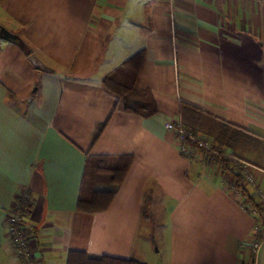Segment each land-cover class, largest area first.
<instances>
[{"label":"crops","instance_id":"obj_1","mask_svg":"<svg viewBox=\"0 0 264 264\" xmlns=\"http://www.w3.org/2000/svg\"><path fill=\"white\" fill-rule=\"evenodd\" d=\"M0 25L28 47L0 38V264H20L5 218L23 189L39 264H67L70 251L147 264L158 255L162 264H264V235L256 257L250 250L263 223L235 178L183 153L165 127L180 117L220 147L230 149L221 126L264 143V1L0 0ZM139 51L136 75L122 63ZM29 53L48 70L35 69ZM113 78L134 85L131 101L152 114L126 111L108 90ZM124 156L131 162L109 206L78 210L80 196L113 188L110 172L93 176L92 167ZM256 179L243 184L259 199L264 173ZM160 215L163 254L154 251Z\"/></svg>","mask_w":264,"mask_h":264},{"label":"trees","instance_id":"obj_2","mask_svg":"<svg viewBox=\"0 0 264 264\" xmlns=\"http://www.w3.org/2000/svg\"><path fill=\"white\" fill-rule=\"evenodd\" d=\"M143 63V54L141 51L133 55L128 60L124 61L122 63V66L130 67L136 75L140 71V65ZM112 79V78H111ZM115 81L114 85H108V90L113 93L119 101H122L124 105V109L126 111L135 112L140 115H149L152 114L154 109L151 110L147 109V102H144L141 100L138 104L133 103L131 101V98L129 97V94L131 95L132 92H136V89H134V85H127V84H121L116 82V80L119 81V79L113 78ZM134 86V87H133ZM135 94V93H134ZM195 108V107H193ZM185 107H183V111ZM187 112V110L185 111ZM184 112V113H185ZM189 118L193 123H196L195 120H193V115L190 113ZM108 121V117L102 121L101 123H98L91 135L90 142L93 144L99 137L100 133L102 132L104 126L106 125ZM188 129L191 131L197 133L198 129L196 126H193L190 124L189 121H185L184 124ZM221 133H220V139L222 140V143L229 147L232 150V153L245 159L246 161L251 162L252 164L264 168V143L258 142L255 139L250 138L248 135L240 134L237 132H230V130L226 126H221ZM252 140V142H250ZM221 143V142H220ZM248 145H251V149L247 150ZM240 148L242 150L241 152H245L248 155V157H244L239 153V151H236V148ZM250 152V153H249ZM246 154V155H247ZM252 155V156H251ZM251 156L252 158H250ZM131 162V158L129 156L122 157L121 160L110 162L108 161L107 164L105 161L100 160L99 164H96L94 167H92L90 174L95 176L98 171L101 172H110L109 180L113 184V188L111 189H105V190H93L91 192V195L87 198L79 197L77 202V209L85 212H96V211H102L105 210L113 196L115 195L118 186L120 185L124 174L129 168ZM222 162V161H221ZM224 166H227L226 163H224ZM235 175V181L237 188L242 192V197H244V204L247 207L248 210H251L253 213H255V217L258 221H262V229L258 232V237H263L264 235V203H261L259 199H257L253 194L249 192V190L246 188V185L243 184L241 177H236ZM23 208H30L31 207V199L29 197V193L26 194L24 197V200L22 202ZM67 264H147L145 262L128 258V259H121V258H115L111 256H99V257H93L88 255L85 252L82 251H70L68 255Z\"/></svg>","mask_w":264,"mask_h":264},{"label":"built area","instance_id":"obj_3","mask_svg":"<svg viewBox=\"0 0 264 264\" xmlns=\"http://www.w3.org/2000/svg\"><path fill=\"white\" fill-rule=\"evenodd\" d=\"M253 1L262 2L264 0ZM165 127L173 132L174 136L181 142V151L183 153L190 157H203L208 163L218 164L221 167L222 177L225 181L237 175L236 177H241L243 183L256 185V172L264 173L263 169L233 154L230 149L220 147L211 141L210 138L191 131L184 125L180 117L174 122L166 123ZM224 163L227 166H224ZM230 187L235 189V183H231ZM26 194V189L20 191L6 214L5 221L20 264H39L34 255L29 229L25 220L29 209L22 207ZM258 194L264 200L262 191L258 190ZM259 229L258 226L257 230L259 231ZM261 241L262 237H257L250 244V250L254 257H256L260 249Z\"/></svg>","mask_w":264,"mask_h":264},{"label":"water","instance_id":"obj_4","mask_svg":"<svg viewBox=\"0 0 264 264\" xmlns=\"http://www.w3.org/2000/svg\"><path fill=\"white\" fill-rule=\"evenodd\" d=\"M0 38L9 42L19 43L20 46L24 49V51L28 52V47L22 41H20L19 37L1 25H0ZM28 60L34 66L35 69L39 71L48 70V68L38 59V57L34 53L28 54ZM157 264H162V262L158 261Z\"/></svg>","mask_w":264,"mask_h":264},{"label":"rangeland","instance_id":"obj_5","mask_svg":"<svg viewBox=\"0 0 264 264\" xmlns=\"http://www.w3.org/2000/svg\"><path fill=\"white\" fill-rule=\"evenodd\" d=\"M258 197H259V201H261V203H264V200L263 199H261V197L258 195ZM154 222H156L155 223V227H154V229H155V231L157 230V229H159V231L157 232V237H156V243H157V245L154 247V251H155V253H157L158 254V251H157V249L158 248H160V250H161V254H163V249H162V247L165 245V243H166V231H167V223H165L164 222V219H163V215H160V217H158V218H155L154 219ZM164 229V230H163ZM160 254V253H159ZM161 257V256H160ZM160 257H159V255H158V258H156V264H157V262H158V260H160Z\"/></svg>","mask_w":264,"mask_h":264}]
</instances>
